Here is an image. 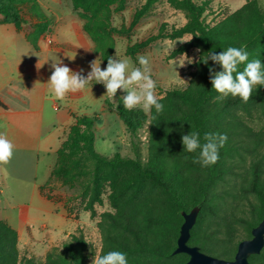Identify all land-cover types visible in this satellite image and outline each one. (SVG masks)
I'll list each match as a JSON object with an SVG mask.
<instances>
[{
	"label": "trees",
	"instance_id": "16d2710c",
	"mask_svg": "<svg viewBox=\"0 0 264 264\" xmlns=\"http://www.w3.org/2000/svg\"><path fill=\"white\" fill-rule=\"evenodd\" d=\"M76 1L72 4L78 10L81 4ZM176 3L184 11L186 23L169 31L160 29L158 38L190 36V41L168 56L172 59L198 50L188 86L166 91L158 98L164 110L157 114L153 108L148 116L142 109L124 108L120 97L106 99L107 108L126 129L133 157L99 153L94 145L93 119L75 117L51 172V178L61 182L83 178L77 181L81 190L78 199L90 219L96 218L95 207L107 202L111 211L99 214L96 223L101 242L98 256L120 251L126 254L128 264L186 262L187 255L172 252L183 222L181 213L196 206L199 212L187 245L226 261L234 259L238 243L250 239L251 230L264 217V129L248 124L254 114L264 112V85L254 88L247 103L231 95L218 101L220 94L211 79L222 67L211 59L204 63L210 53L246 46L247 62L258 59L264 65V10L256 0H245L237 11L209 25L204 17L206 0ZM23 11L35 20L33 25L24 19ZM79 17L85 21L83 31L95 44L105 70L112 45L102 35L116 30H108V24L99 18L81 13ZM0 24H12L18 30L30 27L28 38L34 47L37 39L50 31V21L36 0H0ZM141 47L134 45L126 54L133 60V53ZM247 62L238 65V71H243ZM145 122L147 154L143 162L138 132ZM190 132L199 133L201 144L206 133L227 135L215 165L202 167L194 163L199 149L193 153L184 150L182 136ZM17 245L16 231L0 222V264H36L33 258L21 257ZM87 248L82 233L71 234L60 248L47 253L43 264H86ZM248 263L264 264V246Z\"/></svg>",
	"mask_w": 264,
	"mask_h": 264
},
{
	"label": "crops",
	"instance_id": "0c3cea01",
	"mask_svg": "<svg viewBox=\"0 0 264 264\" xmlns=\"http://www.w3.org/2000/svg\"><path fill=\"white\" fill-rule=\"evenodd\" d=\"M40 6L46 15L52 12L47 6ZM55 29L58 30L52 24L34 47L28 38L31 34L28 26L18 30L12 24H0V133L15 146L10 162L0 164V205L14 209L15 200H30L51 213L59 207L62 212L57 211V215L78 222V228L84 222L72 209V201L66 198L69 195L50 182L56 152L74 125V118L93 119L94 145L100 153L125 156L130 139L117 114L105 104L106 99L117 96L107 98L104 84L92 81L84 91L68 93L63 100L54 97L47 84L54 71L53 63L67 66L85 78L91 71V62L100 63L97 57L88 55L93 48L91 42L82 40L83 45L73 44L59 37ZM81 33H84L82 26ZM74 56V60L69 58ZM37 64L41 66L39 69ZM100 67L103 69L101 64ZM23 219L19 216L13 220L7 211L0 214V222L16 231L18 249L25 244L22 235L28 232V219L21 222ZM69 235L47 236L48 249L31 254L46 256L51 246L65 242Z\"/></svg>",
	"mask_w": 264,
	"mask_h": 264
},
{
	"label": "rangeland",
	"instance_id": "374dc122",
	"mask_svg": "<svg viewBox=\"0 0 264 264\" xmlns=\"http://www.w3.org/2000/svg\"><path fill=\"white\" fill-rule=\"evenodd\" d=\"M36 1L42 7L47 6L48 10L52 11L47 15L50 21V29L53 24L58 29L55 30L58 31L59 37L76 45H83L84 42L82 40L91 42L93 48L88 52V55L90 58L97 57L101 65L100 56L95 53V44L90 37L85 35L84 31L85 34L81 33V26L83 30L85 21L79 17V13L88 18H99L105 21L108 24V30H116V32L110 31L108 34L102 35L103 39L112 45L111 57L117 59L128 58L133 67H141L138 57H147L152 67V78L156 81L155 94L158 98L162 97L168 90H183L188 86L190 74L195 70V62L199 57L198 50L191 49L172 59H168V56L174 49L188 41L190 36L185 35L175 40L158 38L160 29L164 28L165 31H169L186 23L185 13L177 7L176 0H77L76 3L81 4V9L79 8L78 10L74 8L72 0ZM194 1L199 2L202 0ZM206 1L208 2V10L204 17L209 25H214L225 19L245 3V0ZM256 1L264 10V0ZM22 15L30 23V26L35 23V20L31 19L25 11L22 12ZM134 45H142V47L133 53L132 60L126 52ZM183 62V66H180ZM126 94L122 89H118L115 96L123 98ZM106 97L111 98L107 95ZM137 108L142 109L141 107ZM253 117L254 119L248 121V124L256 130L259 128L264 129V112H257ZM138 137L140 158L145 162L147 154V122L139 130ZM123 154L133 157L131 147ZM103 155L111 156L108 152ZM80 180H83V178L77 181ZM77 181L61 182L54 177L50 179L52 184L64 189L69 195L66 198L72 201V209L75 210L78 216H81L80 221L84 222L78 228V222L67 220L57 215V211L60 214L62 212L59 207L51 213L41 209L38 204L30 202V200H15L16 207L14 209L9 207L5 209L3 204L0 205V214L7 211L8 214H11L13 220H16L19 216L24 218L21 222L28 219L26 221L28 232H24L22 235V241L25 244H21L19 247L21 257L33 258L36 264H43L45 255L34 256L33 254L38 255L48 249V244L45 240L47 236L64 237L67 234L80 232L88 245L86 264H93L94 258L98 256L101 247L100 235L96 227L98 215L111 210L104 200L101 206L95 207L96 218L90 219L87 213H82L81 215L83 211L78 199L81 190ZM18 204L24 205L17 206ZM62 243V241L56 242L54 246L49 248L48 253L60 248Z\"/></svg>",
	"mask_w": 264,
	"mask_h": 264
},
{
	"label": "clouds",
	"instance_id": "9594fccd",
	"mask_svg": "<svg viewBox=\"0 0 264 264\" xmlns=\"http://www.w3.org/2000/svg\"><path fill=\"white\" fill-rule=\"evenodd\" d=\"M245 47H228L219 54L210 53L204 60V63H207V60L211 59L222 67V71L215 72L211 79L213 89L220 94L216 97L218 101L231 95L232 97L238 96L244 103H247L254 88L257 85H264V65L258 59L247 62L249 53ZM69 58L74 60L75 56ZM138 60L141 67H133L128 58L109 57L105 70H102L100 63L94 60L90 64L91 71L87 78L79 73H74L67 66L53 63L54 71L47 84L54 97L63 100L68 93L84 91L92 81H95L104 84L106 95L111 98L116 95L118 89L126 92L127 94L123 96L124 108L132 110L141 107L146 115H151L152 109L155 108L156 113L159 114L164 110V105L158 102V97L155 94L156 81L152 78L150 61L145 56L138 57ZM245 62L247 63L243 71H238V65ZM183 64L184 62L180 66ZM40 67L37 64V68ZM209 71L212 73V69ZM203 139L205 142L201 144L199 133L190 132L182 136V143L184 150L189 153L200 150L199 157L194 160V163H200L202 167H209L218 162L219 149L227 142V135L206 133ZM14 147L6 135L0 133V164L10 162ZM93 264H128V260L125 253L110 251L105 255L95 256Z\"/></svg>",
	"mask_w": 264,
	"mask_h": 264
},
{
	"label": "water",
	"instance_id": "95a60500",
	"mask_svg": "<svg viewBox=\"0 0 264 264\" xmlns=\"http://www.w3.org/2000/svg\"><path fill=\"white\" fill-rule=\"evenodd\" d=\"M199 207L192 208L188 213L182 212L183 222L179 229L176 248L173 255L185 254L188 260L179 264H249L248 258L260 253L264 246V217L251 230V238L238 243L236 253L232 261H226L203 254L196 246H188L190 230L196 222Z\"/></svg>",
	"mask_w": 264,
	"mask_h": 264
}]
</instances>
